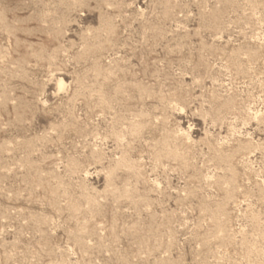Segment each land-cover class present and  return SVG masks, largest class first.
<instances>
[{
	"label": "rangeland",
	"instance_id": "1",
	"mask_svg": "<svg viewBox=\"0 0 264 264\" xmlns=\"http://www.w3.org/2000/svg\"><path fill=\"white\" fill-rule=\"evenodd\" d=\"M0 264H264V0H0Z\"/></svg>",
	"mask_w": 264,
	"mask_h": 264
}]
</instances>
